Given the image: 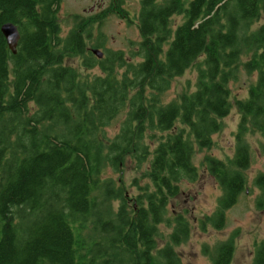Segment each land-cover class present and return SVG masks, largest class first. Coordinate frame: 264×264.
<instances>
[{
	"label": "trees",
	"instance_id": "obj_1",
	"mask_svg": "<svg viewBox=\"0 0 264 264\" xmlns=\"http://www.w3.org/2000/svg\"><path fill=\"white\" fill-rule=\"evenodd\" d=\"M60 1L0 0V28L12 23L20 35L12 54L0 31V264H181L175 248L190 225L170 202L183 181H196L194 153L220 131L240 69L256 79L235 99L232 159L205 158L222 196L202 230L221 228L244 190V135L264 133V24L254 29L264 0H141V39L130 59L122 51L89 54L84 66L101 74L86 80L64 60L87 53L88 23L77 20L61 37ZM200 58L193 89L164 102L173 79ZM127 160L137 170L147 165L134 194L104 177ZM255 184L264 195V174ZM235 235L208 250L211 264L231 263ZM253 264H264L263 242Z\"/></svg>",
	"mask_w": 264,
	"mask_h": 264
},
{
	"label": "rangeland",
	"instance_id": "obj_2",
	"mask_svg": "<svg viewBox=\"0 0 264 264\" xmlns=\"http://www.w3.org/2000/svg\"><path fill=\"white\" fill-rule=\"evenodd\" d=\"M106 1V0H105ZM141 0H123L119 9L115 12L113 6L106 2L105 10L98 14L104 17V21L89 24L84 31L85 48L87 53L82 56L67 57L64 63L73 67L81 80L90 79L91 76L101 74L98 67L87 68L84 66L85 58H89L92 49H98L105 57L108 52L122 51L130 59V53L135 49V44L141 36L136 20ZM89 4L80 0H61L58 9V24L61 28V37L75 27V22L83 19L85 23L95 18L94 15L84 13L83 8ZM114 8V7H113ZM104 13V14H103ZM99 18H96L98 20ZM181 16H174L172 23H181ZM264 24V14L260 15L254 24V29ZM95 58H97L94 55ZM101 57V58H102ZM99 58V59H101ZM98 59V58H97ZM134 61V59H132ZM197 62L187 69L183 75L173 79L170 88L161 97L164 102H169L177 97L189 86L193 85L197 78ZM120 73V70H118ZM256 79V73L248 74L240 69L238 78L228 84L232 108L228 115L221 120L222 127L219 132L212 135V145L208 149H196L192 162L197 168L198 177L194 182L183 181L179 194L170 202L169 209L174 213H183L190 225L188 239L175 248L181 264H211L208 250H213L219 243L234 236V251L230 264H253L255 245L264 243V195L261 193L255 179L259 174H264V133L261 131H248L245 141L249 146L250 163L243 172L245 178L244 190L237 197L236 202L224 211V224L221 228H214L206 223L205 230L201 229V221L212 216L218 208L222 190L214 178L208 173L205 166L206 156L222 160L228 164L232 159L236 146V135L240 121V113L237 110L235 99L244 98L247 95L249 85ZM123 115L117 117L108 127V136L114 135L119 127ZM143 169L137 170L131 160H127L122 172L111 169L105 171L104 177H109L115 183L121 182L128 194H134L132 185L134 178L140 185L147 182ZM262 205H260V204ZM161 231L167 234L165 228ZM162 241L160 242V244ZM206 248L204 251L203 248Z\"/></svg>",
	"mask_w": 264,
	"mask_h": 264
},
{
	"label": "flooded vegetation",
	"instance_id": "obj_3",
	"mask_svg": "<svg viewBox=\"0 0 264 264\" xmlns=\"http://www.w3.org/2000/svg\"><path fill=\"white\" fill-rule=\"evenodd\" d=\"M80 1L89 2V4L82 9L84 13L88 12V14H90V16L92 14H96V15H94L95 18H93V20L91 18L90 21L87 22L88 23L87 25L92 24V23H95L96 25H98V23L104 21V17L102 15H99V16H97V15L101 14L105 10L104 8H105V5H106L105 4L106 2H110V4H112L111 6H113L114 8L112 7L111 9H113L114 12L119 9L118 5H120L121 11L124 12V10L122 9V6H121L123 0H106V1L105 0H80ZM96 18H99V19L96 20ZM92 50H94V49H92ZM258 188H259V190L262 193V190L260 189V187H258Z\"/></svg>",
	"mask_w": 264,
	"mask_h": 264
},
{
	"label": "water",
	"instance_id": "obj_4",
	"mask_svg": "<svg viewBox=\"0 0 264 264\" xmlns=\"http://www.w3.org/2000/svg\"><path fill=\"white\" fill-rule=\"evenodd\" d=\"M0 31L5 38L8 49L12 54H15L17 43L20 37L17 26L12 23H5L1 26ZM91 52L97 58L102 57V53L98 49H94Z\"/></svg>",
	"mask_w": 264,
	"mask_h": 264
}]
</instances>
